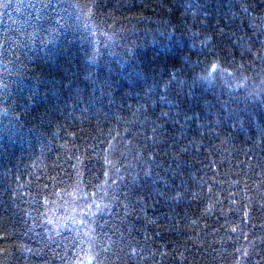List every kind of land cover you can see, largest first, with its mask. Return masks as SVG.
<instances>
[{
    "label": "trees",
    "instance_id": "16d2710c",
    "mask_svg": "<svg viewBox=\"0 0 264 264\" xmlns=\"http://www.w3.org/2000/svg\"><path fill=\"white\" fill-rule=\"evenodd\" d=\"M0 264H264V0H0Z\"/></svg>",
    "mask_w": 264,
    "mask_h": 264
}]
</instances>
